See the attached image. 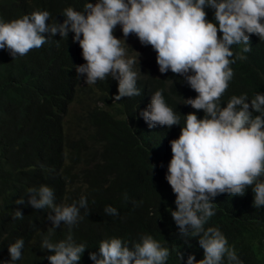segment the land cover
Listing matches in <instances>:
<instances>
[{"label": "clouds", "instance_id": "obj_1", "mask_svg": "<svg viewBox=\"0 0 264 264\" xmlns=\"http://www.w3.org/2000/svg\"><path fill=\"white\" fill-rule=\"evenodd\" d=\"M206 8L214 10V21L208 19ZM62 15V23L56 19L48 23L50 12L40 9L10 21L0 17V53L5 50L7 58L26 62L28 58L23 56L41 48L51 36L59 33L67 38L70 31L74 33L73 40L86 61L76 69L83 81L80 84L98 91V82L111 88L105 81L109 76L118 82L117 92L110 91L111 103L106 107L109 124L105 130L112 140L133 134L135 121L140 122L142 131H161L163 144L173 139L166 175L175 194L176 208L171 216L181 237H199L203 249L202 259L190 254L187 264H243L224 233L205 225L216 215V203L212 201L218 195L243 196L251 187L253 206H264V94L256 93L251 99L247 93L231 95L222 107L235 75L231 65L247 60L255 43L251 35L264 41V0H96L94 4L87 0L83 11L69 6ZM118 25L124 39L114 35ZM131 34L142 45H151L159 67L152 70L150 58L137 61L136 51L137 56H128L125 45ZM233 48L240 51L234 53ZM254 55L250 54L251 65ZM169 69L195 91L181 98L193 109L203 110V118L196 112L175 113L166 103L163 90H156L139 105H123L125 97L141 95L137 87L141 70L164 78ZM74 102L67 103L69 114H62L61 120L82 146L89 124L83 109L78 108L74 117ZM95 103L101 105L99 100ZM165 153H169L166 146ZM28 192L32 193L28 203L34 209H51L47 219L52 227L41 243L42 249L52 253L47 256L50 264H80L87 247L76 242L72 227L83 219L80 209L87 210V197L82 195L71 204H56L50 186L41 185ZM16 203L25 201L20 198ZM105 212L119 215L111 206ZM23 217L21 211H15V219ZM61 222L69 228L67 238L53 243L50 237ZM23 248V239L10 244L11 260L7 264L21 260ZM169 256V248L150 234L141 235L131 247L121 238H106L99 243V256L89 253L94 264H166ZM178 257L182 261L183 253Z\"/></svg>", "mask_w": 264, "mask_h": 264}, {"label": "trees", "instance_id": "obj_2", "mask_svg": "<svg viewBox=\"0 0 264 264\" xmlns=\"http://www.w3.org/2000/svg\"><path fill=\"white\" fill-rule=\"evenodd\" d=\"M86 2L0 0V17L10 21L40 9L50 12L48 23L55 19L62 23L66 7L83 11ZM89 2L94 4L96 0ZM205 11L208 19L214 21V10ZM73 37L71 31L67 38H61L59 33L51 36L41 48L23 56L28 58L26 62L8 55L7 58L5 50L0 53V264L11 260L8 246L17 239L24 240V248L21 260L13 264H50L47 256L52 253L42 249L41 243L52 227L47 219L51 209H34L28 203L32 195L28 189H39L41 185L53 189L56 204H71L82 195L87 197V210L80 209L83 219L72 227L73 238L87 247L80 264H94L89 253L99 256V243L106 238H121L131 247L143 234L152 235L169 248L166 264H187L190 254L202 259L199 237H181L171 216L176 208L175 194L166 175L173 139L163 144L161 131H142L140 122L135 121L133 134L112 140L105 130L109 124L106 107L111 103L110 91L117 92L118 82L109 76L105 81L111 88L98 82V91L80 84L76 69L86 61ZM250 40L255 43L247 60H236L231 65L235 75L222 107L231 95L247 93L251 99L256 93L264 94V41L256 35H251ZM250 54H255L253 65ZM137 87L141 95L125 97L124 106L139 105L156 90H163L166 103L175 113L196 112L198 118L204 116L203 110L185 104L181 96L195 91L170 69L164 78L141 70ZM72 100L78 104L74 117L78 108L87 113L89 125L82 146L61 120L62 114H69L66 106ZM97 100L101 105L95 103ZM164 146L169 153L162 154ZM20 198L24 204L16 203ZM253 200L251 187L243 196L218 195L212 201L216 203V215L205 228L218 227L243 264H264V206L254 207ZM108 206L116 208L119 215L106 213ZM17 210L23 213V219L14 218ZM68 231L61 222L51 241L66 239ZM179 252L183 253L182 261Z\"/></svg>", "mask_w": 264, "mask_h": 264}, {"label": "rangeland", "instance_id": "obj_3", "mask_svg": "<svg viewBox=\"0 0 264 264\" xmlns=\"http://www.w3.org/2000/svg\"><path fill=\"white\" fill-rule=\"evenodd\" d=\"M114 35L117 38L124 39L122 29L119 25L116 27V29L114 31ZM126 44L128 45V46L125 45V47L127 48L128 56H130V57L137 56L136 52H138L139 53V60H137V61L150 58V60L148 61V65L151 67V69L153 70V68L159 67V65L156 62L157 53L151 47V45H142L135 34H131L126 38ZM81 83H83V81H81ZM72 106L78 107V105H76V104H73Z\"/></svg>", "mask_w": 264, "mask_h": 264}]
</instances>
